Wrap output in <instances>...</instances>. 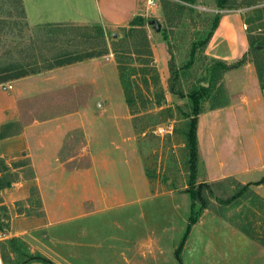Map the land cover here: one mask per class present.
<instances>
[{
    "label": "rangeland",
    "instance_id": "1",
    "mask_svg": "<svg viewBox=\"0 0 264 264\" xmlns=\"http://www.w3.org/2000/svg\"><path fill=\"white\" fill-rule=\"evenodd\" d=\"M140 6L150 55H146L139 38L138 47H134L126 31L129 24L114 32L106 33L101 28L104 43L93 27L46 36L44 27H28L21 0H0V78L19 70L26 71L25 76H33L49 66L54 68L58 60L66 58L63 56L102 54L93 59L103 67L107 78L95 82L99 94L92 104L62 103V96L90 93L88 86L85 88L81 84L67 86L68 91L61 90L62 93L57 91L52 104H46L45 99L20 104L21 113L30 120L74 110L85 115L86 110H90L89 116L94 118L95 126L103 125L102 129L107 131L98 134L103 148L100 149L102 152H97L96 172L84 173L90 164L85 148L88 134L85 124H79L67 134L66 143L58 154L59 160L71 158L68 169L84 168L74 173L75 178L93 180L94 185L88 181L80 183L84 192L79 191L83 204L78 214L82 217L75 223L91 230L90 241L94 249L88 251L95 258L92 264H126L124 257L134 264H264V183L250 186L252 194L228 206L215 199L229 197L238 189V183L258 182L264 177V170L248 173L240 177L241 180L234 177L213 180L214 174L207 167L209 164L214 169L207 153L210 147H216L218 150L212 157L222 163L223 171L229 172V167L235 165L231 161H235L237 155L233 152L232 159L226 158V150L232 151L238 143L244 148L249 145L253 133L247 114L253 112L252 104L255 110L264 106V101L253 103L250 98L254 92L252 88H257L264 98V68L259 80L248 54V37L264 34V0H251L247 5L229 9L217 8L214 0H157L152 5H148L147 0H140ZM215 16L218 21L217 27L213 28ZM152 20L160 24L159 32L150 24ZM208 33L211 36L207 44L201 46L199 43ZM135 48L140 50L137 55L133 53ZM261 50L264 54V47ZM214 61L232 66L242 62L225 71L218 82L227 92L222 99L215 91L199 96L200 87L208 84L207 70ZM16 80L0 86H11L10 83ZM193 96L200 97L201 108L197 117V142L200 124L202 140V134L207 132L197 151L195 183L213 184L214 195L207 194L212 210L203 211L197 224L190 229L178 254L179 261L176 254L190 212L186 190L193 158L186 147V135L192 118ZM97 100L100 106L95 102ZM223 100H227V105L216 107L217 102ZM260 114L259 132H262V109ZM210 123L224 124L225 134L211 136ZM25 175L23 173V178ZM142 177L148 182L145 186L140 181ZM61 179L51 187L52 192L50 187H45L49 183L42 181L48 211L54 214L57 202L52 198L56 192L60 190L67 195L71 192L70 185L64 191ZM100 189L108 193L106 200L100 195ZM60 196H63L64 206L69 204L70 197ZM39 202L37 192L30 202L17 201L14 207L17 214L20 211L18 215L37 214ZM140 209L143 218L138 217ZM71 223L70 220L65 222L66 225ZM6 230L0 231V253H5V260L0 259V264L21 263L19 252L10 253L3 244L11 238L5 236ZM18 238L26 242L24 238ZM141 239L145 250L133 249L134 243L142 242ZM27 245L34 254L50 261L38 259L28 264H56L39 253L33 244Z\"/></svg>",
    "mask_w": 264,
    "mask_h": 264
},
{
    "label": "crops",
    "instance_id": "2",
    "mask_svg": "<svg viewBox=\"0 0 264 264\" xmlns=\"http://www.w3.org/2000/svg\"><path fill=\"white\" fill-rule=\"evenodd\" d=\"M21 5L28 27L99 26L107 33L114 32L118 28L127 27L135 16L142 17L140 15V0H21ZM100 78L106 80L105 78L107 77L104 75L103 67L99 66L97 60L92 58L48 68L33 76L19 78L14 83H10L12 88L9 90H2L0 86V126L8 122H19L23 125L20 134L0 140V158L4 159L7 164L22 158H28L34 171L32 180L22 179L11 188L1 192L2 204L6 206L10 217L9 229L4 234L8 237L24 238L26 243L33 244L39 253L50 257V260L56 264H92V259H95L89 255L88 251L89 249H94V244L90 241L91 230L87 227L83 229L79 225H75V223H79L78 218L82 217L78 214L81 213L80 210L83 204L79 191H81V194L84 192V188L79 187L80 183L88 181V183L93 184V180L75 178L74 173H78L84 168L68 169L67 164L72 161L71 158L59 160L58 154L66 143L67 134H70L79 124L83 126L85 124L88 128V134L85 136V148L90 157V164L86 167L84 173L88 174L91 170L96 172L97 152H102L100 149L103 148L100 145L98 134L101 132L106 133L107 131L102 129L103 125L100 128L95 126V122L92 120L94 118L89 116L91 115L90 110L89 112L86 110L85 115L74 110L66 114L54 113L43 118L30 120L26 119L27 115L21 113L20 104L33 103L40 99L47 100L46 104H52V99H54V94L58 93L57 91L62 93L64 91L61 90L68 91L66 90L68 89L67 86L75 84L78 86V84H81L85 88L88 86L90 93L86 91V94L82 93V95L62 96L61 99L64 100L62 103L90 105L98 97L99 92L95 82ZM252 90L254 91L250 94L252 102L262 103L264 98L260 91L257 88H252ZM95 102L100 106L99 100ZM261 109L264 111V106L255 110L254 104H252L253 112L247 114L249 122H252L249 126L253 133L249 138V145L244 148L241 143H238L232 151L230 149L226 150V158L232 159L234 154L237 155V158L234 159L235 161H231V164L235 165L229 167V172L223 171L221 169L222 163L212 157V153L214 154L218 148L210 147L207 156L209 161L214 164V169L209 164L207 167L214 174L213 180H221L228 177L241 180L239 178L248 175V173L264 170L263 121V130L259 132ZM99 125L101 124L99 123ZM200 127L197 131L199 148H201L207 135V132L202 134L203 140L201 139ZM217 127H219V131H217ZM224 128V124L212 123L209 126L210 135H214V137L216 135L219 137L223 136L226 132L223 130ZM107 139L110 143L109 138ZM97 141L99 146L96 147ZM233 152L234 154H232ZM55 172H59V174L55 175ZM65 174L66 176L62 178ZM59 179H61L60 182L64 186V191L67 190L66 186L70 185L71 192L69 195L60 192V190L56 192L55 198H52L57 202L54 214L48 211L50 208L48 209L47 199H45L43 194L45 190L42 181L49 183L45 187H50L52 192L51 187L57 184ZM140 181L143 186L148 184V182H144L143 177L140 178ZM210 181L212 180L210 179ZM32 186L37 188L41 208L37 214L18 215L14 202H27L29 190ZM88 192L87 190L86 195H88ZM99 193L103 200H106L109 196L103 189H100ZM60 194H64L65 198L67 196L71 198L69 204L64 206L65 202ZM138 217L143 218L141 209L138 212ZM67 220L72 223L66 225L65 222ZM138 247L143 251L145 250L143 241L134 243L132 248L137 249ZM30 250L33 252L31 248ZM85 251L88 252L85 254ZM83 253L84 256L81 258ZM123 256L126 255L123 254ZM124 259L127 261L126 264H134L133 261L126 257Z\"/></svg>",
    "mask_w": 264,
    "mask_h": 264
},
{
    "label": "trees",
    "instance_id": "3",
    "mask_svg": "<svg viewBox=\"0 0 264 264\" xmlns=\"http://www.w3.org/2000/svg\"><path fill=\"white\" fill-rule=\"evenodd\" d=\"M216 3L217 8L219 9H229L234 6H239V5H247L251 0H214ZM238 1V3H237ZM217 21L218 17L215 16L214 18V23H213V28H216L217 26ZM129 29L126 31L129 33V37L132 38L134 47H138L136 45L137 39L141 41L140 45L143 44V49L146 53V55H150V50L149 49V43L148 39L146 36V32L143 29L144 26V20L142 19L141 16H135L130 22H129ZM47 27V28H46ZM88 27H77V26H45L43 29L44 34L48 36L49 34L56 32V33H61V32H66L70 29L72 30H78V29H87ZM58 29V30H56ZM93 29L96 31V36H102V42L104 43V35L102 32L101 27L99 26H94ZM60 30V31H59ZM211 36V33H208V36L199 43L201 46H205L207 44V41L209 37ZM248 46H249V51L248 54L251 56V62L254 65L255 71L258 74L259 80L262 79V74L261 71L264 68V54L262 52V47H264V34H258V35H251L248 37ZM195 49V46L193 45L192 47V53ZM140 50L135 48L133 50L134 54H138ZM102 54H95V53H89L87 55H74L72 54L71 57L68 56H63L66 58H62L61 60H58L53 67H58L62 66L65 64H71L74 62H80L84 59H89L93 57L100 56ZM242 62H237L234 66L232 65H227L225 62L221 61H214V64L211 65L208 70V84L206 86L200 87V92L199 96H203V94H210L213 91L219 95V97L225 98L227 95L226 89L223 85L218 84L220 79L222 78V75L225 71L231 70L234 67H238ZM48 68H51L50 66ZM47 68V69H48ZM28 73L23 70L16 71L13 75L7 76L0 78V84L5 83L9 80H15L24 77ZM213 89H217L213 90ZM195 96L191 97L193 100V106H192V115H191V121L188 126V131H187V138H186V147L189 150V153L191 154V158H193L191 161L192 167L190 168V177L188 181V188L186 190V193L189 195L190 199V212H189V217L187 220L186 224V231L182 240V244L180 248L177 251L176 258L179 260V252L182 249L183 243L193 226H195L198 222V219L201 215V213L205 210H212L210 207V199L207 197V194L210 196H213V184H208L205 182H201L196 185L195 183V175L197 169L194 167L195 161L198 156V142H197V137H196V129H197V117L201 113V108L198 99ZM227 100H223L222 102L219 101L217 102L218 108H223L227 105ZM128 105H131V103L128 100ZM23 125L19 122H8L5 124H2L0 126V140L18 135L22 132ZM23 173H27L25 175L26 177L23 178ZM34 178V171L30 165V162L28 159H21L17 162H12L10 164H7L4 159L0 158V231H3L4 229H8L9 227V214L6 206L2 204V198H1V192L5 189L11 188L15 183L20 182L22 179L23 180H32ZM264 183V177L259 180L258 182H250L247 184H240L238 183V189L233 192L229 197L225 199L221 198H215L216 202L223 205V206H228L229 204L237 201L241 197H246L252 194V189H250V186L255 185L258 186L260 184ZM37 188L35 186H32L29 190V198L27 199V203L30 202V199L37 195ZM39 208H41V202L38 204ZM18 214H21L20 211L18 210ZM30 213H27L29 215ZM40 214H42L40 212ZM6 247H8L10 250V253H17L19 252V260H21V263L16 262L15 264H28L29 262L36 261L38 259H41L42 261H47L50 262L49 260H46L44 257H42L40 254L36 253L34 254L29 246L27 245L26 242L20 240L17 237H11L5 240L3 242ZM0 259L2 261L5 260V253L1 254L0 253ZM180 261V260H179Z\"/></svg>",
    "mask_w": 264,
    "mask_h": 264
},
{
    "label": "built area",
    "instance_id": "4",
    "mask_svg": "<svg viewBox=\"0 0 264 264\" xmlns=\"http://www.w3.org/2000/svg\"><path fill=\"white\" fill-rule=\"evenodd\" d=\"M156 1H157V0H147V4H148V5H152V4L156 3ZM2 87H3L4 89H6V90H7V89H8V90L11 89V86H10V85H6V84H3Z\"/></svg>",
    "mask_w": 264,
    "mask_h": 264
},
{
    "label": "water",
    "instance_id": "5",
    "mask_svg": "<svg viewBox=\"0 0 264 264\" xmlns=\"http://www.w3.org/2000/svg\"><path fill=\"white\" fill-rule=\"evenodd\" d=\"M150 24L154 25V29L156 30V32L160 31V24L156 20H152Z\"/></svg>",
    "mask_w": 264,
    "mask_h": 264
}]
</instances>
